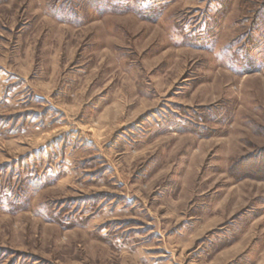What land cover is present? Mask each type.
Segmentation results:
<instances>
[{
	"label": "rangeland",
	"instance_id": "1",
	"mask_svg": "<svg viewBox=\"0 0 264 264\" xmlns=\"http://www.w3.org/2000/svg\"><path fill=\"white\" fill-rule=\"evenodd\" d=\"M0 122V264H264V0H0Z\"/></svg>",
	"mask_w": 264,
	"mask_h": 264
},
{
	"label": "trees",
	"instance_id": "2",
	"mask_svg": "<svg viewBox=\"0 0 264 264\" xmlns=\"http://www.w3.org/2000/svg\"><path fill=\"white\" fill-rule=\"evenodd\" d=\"M35 119H36L35 117H32V119L30 120V122H31L32 125L35 124V122H34ZM9 120H13V119L10 118ZM0 123H1V122H0ZM1 125H2V127L6 128L7 126L10 125V122H8V123H6V122H2ZM12 125H13V124H11L10 127H9L8 129H11V130H13V131H15L16 129H18L16 123L14 124V127H11Z\"/></svg>",
	"mask_w": 264,
	"mask_h": 264
}]
</instances>
